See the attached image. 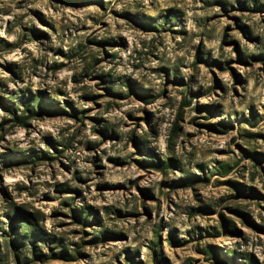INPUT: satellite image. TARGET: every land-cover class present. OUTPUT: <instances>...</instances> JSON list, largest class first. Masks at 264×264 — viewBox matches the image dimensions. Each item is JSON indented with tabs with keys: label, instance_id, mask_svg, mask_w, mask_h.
Here are the masks:
<instances>
[{
	"label": "rangeland",
	"instance_id": "374dc122",
	"mask_svg": "<svg viewBox=\"0 0 264 264\" xmlns=\"http://www.w3.org/2000/svg\"><path fill=\"white\" fill-rule=\"evenodd\" d=\"M0 264H264V0H0Z\"/></svg>",
	"mask_w": 264,
	"mask_h": 264
},
{
	"label": "trees",
	"instance_id": "16d2710c",
	"mask_svg": "<svg viewBox=\"0 0 264 264\" xmlns=\"http://www.w3.org/2000/svg\"><path fill=\"white\" fill-rule=\"evenodd\" d=\"M35 99L39 100L40 96H37ZM24 109H25V112L28 113V114L26 115V117L14 116V119H15V121L17 123L24 124V123H26V121L29 118V116H32L33 114H35L34 108L31 105H29V104L28 105L25 104ZM177 130H178L177 126H176V124H174L173 125V129H172V134L169 137V142H168L169 145H171L172 137H173L174 134H176ZM165 167H166V165L162 166L161 168H165ZM16 211H17L18 215H22V217H24V222H22V223H23V226L27 227V230L26 231H21L22 232L21 234L23 236H25V237H28V238L41 237L42 233L40 231H38V229H37L36 225L34 224L33 220L30 218L31 215L29 213L23 211V210H20V209H16ZM87 211H88L87 208H84V209L80 210V214L82 215V213H86ZM51 254L52 255H63L64 253L63 252H59L58 254H55V252H52ZM66 256H68V255L64 254V256H62V257H66Z\"/></svg>",
	"mask_w": 264,
	"mask_h": 264
}]
</instances>
